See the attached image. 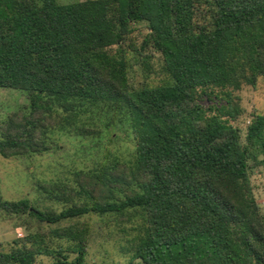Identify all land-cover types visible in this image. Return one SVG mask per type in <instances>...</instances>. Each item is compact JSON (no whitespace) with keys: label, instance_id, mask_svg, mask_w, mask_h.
Listing matches in <instances>:
<instances>
[{"label":"trees","instance_id":"obj_1","mask_svg":"<svg viewBox=\"0 0 264 264\" xmlns=\"http://www.w3.org/2000/svg\"><path fill=\"white\" fill-rule=\"evenodd\" d=\"M128 49L146 65L160 53L162 83L133 87ZM259 77L264 0H0V87L29 100L0 127V154L47 150L89 106L113 108L136 139L131 160L76 171L59 191L45 186L76 199L60 212L0 197V214L40 226L0 250V264H88L91 227L79 218L91 214L115 222L130 264H264L250 165L264 163V114L245 142L233 123L243 111L235 91Z\"/></svg>","mask_w":264,"mask_h":264},{"label":"rangeland","instance_id":"obj_2","mask_svg":"<svg viewBox=\"0 0 264 264\" xmlns=\"http://www.w3.org/2000/svg\"><path fill=\"white\" fill-rule=\"evenodd\" d=\"M83 0H58L68 4ZM143 35L140 30L132 38L138 44ZM128 77L133 87L157 85L165 78L162 70L163 59L160 53H150L146 65L142 57L128 49ZM110 58L116 52L110 51ZM243 109L233 121L240 128L245 142L247 127L257 114H264V77H259L255 85L244 84L235 91ZM29 100L20 90L0 87V127L15 111H28ZM208 104V102H206ZM87 107V106H86ZM77 121L67 130H55L51 134L50 146L41 153L5 157L0 154V197L8 200L28 199L40 209H54L58 212L73 204L74 200H56L45 192L44 187L61 190L63 184H75V172L91 170L109 162L115 156L123 161L131 160L136 153V139L131 124L113 108L88 107ZM263 156H260L262 159ZM251 181L254 195L264 215V163L250 161ZM61 184L60 186H57ZM26 217L0 214V250L9 251L15 240L40 230L37 221L30 226L22 225ZM64 221L61 225L76 222ZM79 220L90 224L91 234L87 255L88 264H130L131 253L126 242L117 230L115 222L95 214L85 215ZM45 228L48 226L44 225ZM45 255L38 262H51ZM132 264H139V260Z\"/></svg>","mask_w":264,"mask_h":264}]
</instances>
